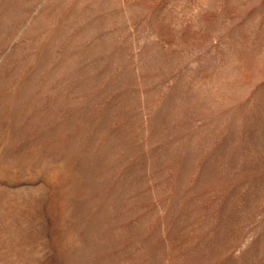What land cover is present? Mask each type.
I'll return each mask as SVG.
<instances>
[{
    "label": "rangeland",
    "instance_id": "rangeland-1",
    "mask_svg": "<svg viewBox=\"0 0 264 264\" xmlns=\"http://www.w3.org/2000/svg\"><path fill=\"white\" fill-rule=\"evenodd\" d=\"M0 264H264V0H0Z\"/></svg>",
    "mask_w": 264,
    "mask_h": 264
}]
</instances>
